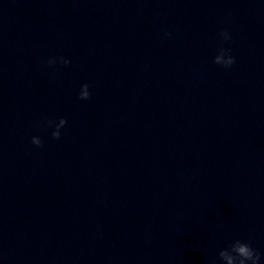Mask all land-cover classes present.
<instances>
[{"label":"clouds","instance_id":"9594fccd","mask_svg":"<svg viewBox=\"0 0 264 264\" xmlns=\"http://www.w3.org/2000/svg\"><path fill=\"white\" fill-rule=\"evenodd\" d=\"M165 37L171 36L170 32L164 33ZM219 38L222 41H230L231 34L227 29H222L218 33ZM61 65H68L71 61L63 56H53L48 58L47 66L55 68L57 63ZM236 62L235 56L232 54L230 48L223 46L218 48L217 54L213 57V63L221 66L225 69L231 68ZM90 85L84 83L80 86L78 93V99L87 101L91 98ZM67 124L65 117H59L58 120L45 118L44 120L37 123V128H51V137L55 140L61 138V129ZM31 143L37 147L43 146V140L40 136H32ZM218 258H213L211 264H260L261 254L253 248L251 243L248 241L236 239L229 242L226 247L219 250L217 254Z\"/></svg>","mask_w":264,"mask_h":264}]
</instances>
